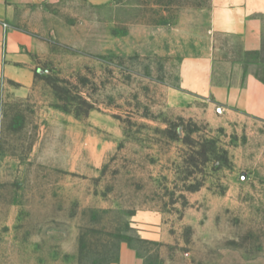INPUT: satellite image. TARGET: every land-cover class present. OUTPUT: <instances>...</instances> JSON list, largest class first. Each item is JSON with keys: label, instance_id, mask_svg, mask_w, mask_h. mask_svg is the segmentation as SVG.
<instances>
[{"label": "rangeland", "instance_id": "rangeland-1", "mask_svg": "<svg viewBox=\"0 0 264 264\" xmlns=\"http://www.w3.org/2000/svg\"><path fill=\"white\" fill-rule=\"evenodd\" d=\"M208 1L12 18L36 49L31 85H0V264H264V120L180 78ZM218 41L213 85L264 79V53Z\"/></svg>", "mask_w": 264, "mask_h": 264}, {"label": "crops", "instance_id": "crops-1", "mask_svg": "<svg viewBox=\"0 0 264 264\" xmlns=\"http://www.w3.org/2000/svg\"><path fill=\"white\" fill-rule=\"evenodd\" d=\"M63 0H0V85L13 81L26 90L32 82V53L35 44L22 31L11 27L19 10L53 5ZM91 5L110 0H85ZM204 35L210 41L203 55L182 61L180 78L186 87L193 85L203 96L212 95L218 104L235 105L245 113L264 120V79L249 72L243 86L213 85V64L223 46L218 38L233 41L243 53H264V0H209L205 9ZM6 25L7 29H3ZM5 32V33H4ZM5 35L6 52H2Z\"/></svg>", "mask_w": 264, "mask_h": 264}, {"label": "trees", "instance_id": "trees-1", "mask_svg": "<svg viewBox=\"0 0 264 264\" xmlns=\"http://www.w3.org/2000/svg\"><path fill=\"white\" fill-rule=\"evenodd\" d=\"M78 98H79V100H80V102H81V105L87 106L88 111L92 108V105L89 104L88 102H86L82 97H79V96H78Z\"/></svg>", "mask_w": 264, "mask_h": 264}, {"label": "built area", "instance_id": "built-area-1", "mask_svg": "<svg viewBox=\"0 0 264 264\" xmlns=\"http://www.w3.org/2000/svg\"><path fill=\"white\" fill-rule=\"evenodd\" d=\"M5 27H6V26H5ZM4 39H5V35L3 36V40H4ZM4 45H5V44H3V47H5ZM2 52H3V51H2ZM4 53H5V52H3V54H4Z\"/></svg>", "mask_w": 264, "mask_h": 264}]
</instances>
